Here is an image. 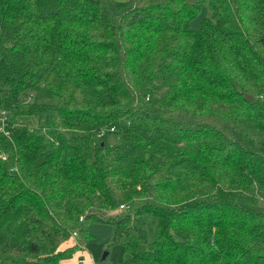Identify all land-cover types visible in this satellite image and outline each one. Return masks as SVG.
Returning <instances> with one entry per match:
<instances>
[{"label": "trees", "instance_id": "trees-1", "mask_svg": "<svg viewBox=\"0 0 264 264\" xmlns=\"http://www.w3.org/2000/svg\"><path fill=\"white\" fill-rule=\"evenodd\" d=\"M0 110V264H264V0H0Z\"/></svg>", "mask_w": 264, "mask_h": 264}, {"label": "rangeland", "instance_id": "rangeland-1", "mask_svg": "<svg viewBox=\"0 0 264 264\" xmlns=\"http://www.w3.org/2000/svg\"><path fill=\"white\" fill-rule=\"evenodd\" d=\"M125 1V0H118ZM207 11L203 9L200 16L193 22V27H198L201 20L205 18ZM30 102H47L55 103V100L50 101L34 95L29 99ZM36 122V120L34 121ZM98 140L106 142L109 146H114L118 143L116 134H108L107 136L98 135ZM143 202H136L132 205V209L137 208ZM112 228L107 224L93 223L90 226L91 239L86 246L85 262L83 264H121L123 258L122 245L108 246V241L112 236ZM150 238H153V231L150 230ZM79 257H75L69 264H79Z\"/></svg>", "mask_w": 264, "mask_h": 264}, {"label": "built area", "instance_id": "built-area-1", "mask_svg": "<svg viewBox=\"0 0 264 264\" xmlns=\"http://www.w3.org/2000/svg\"><path fill=\"white\" fill-rule=\"evenodd\" d=\"M9 118H10L9 112H7L5 110H0V132H4L6 135H9V132L7 131V128H6L9 125ZM112 131H113V129H112ZM103 134H104V132H103ZM120 208L121 209H127L128 206L122 205ZM73 237L76 238L77 234L74 233ZM80 264H83V260L80 261Z\"/></svg>", "mask_w": 264, "mask_h": 264}, {"label": "crops", "instance_id": "crops-1", "mask_svg": "<svg viewBox=\"0 0 264 264\" xmlns=\"http://www.w3.org/2000/svg\"><path fill=\"white\" fill-rule=\"evenodd\" d=\"M75 242H76V240H72V242H71V245H74L75 244ZM86 250V249H85ZM82 251V252H80V253H78V254H76V256L75 257H79V264H80V261H82L83 260V263L85 262V259H84V257H85V255H86V251ZM74 257V258H75ZM69 262H71V260H69V261H64V262H62L61 264H69Z\"/></svg>", "mask_w": 264, "mask_h": 264}, {"label": "water", "instance_id": "water-1", "mask_svg": "<svg viewBox=\"0 0 264 264\" xmlns=\"http://www.w3.org/2000/svg\"><path fill=\"white\" fill-rule=\"evenodd\" d=\"M248 100H253V97L252 96H247Z\"/></svg>", "mask_w": 264, "mask_h": 264}]
</instances>
